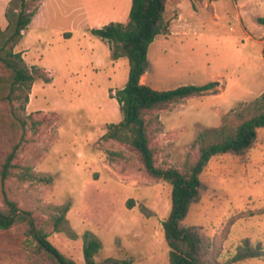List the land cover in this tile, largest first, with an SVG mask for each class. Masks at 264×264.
Instances as JSON below:
<instances>
[{
  "label": "rangeland",
  "instance_id": "374dc122",
  "mask_svg": "<svg viewBox=\"0 0 264 264\" xmlns=\"http://www.w3.org/2000/svg\"><path fill=\"white\" fill-rule=\"evenodd\" d=\"M36 13L16 42L19 0H0V45H14L26 64L50 81L34 83L26 115L38 122L6 188L22 209L46 227L51 242L79 264L89 237L102 242L98 262L113 256L132 264H171L163 222L172 208L170 182L150 176L138 151L109 135L124 118L116 98L129 79L130 61L115 59L108 40L92 28L126 24L129 0H28ZM264 0H172L168 31L150 46L142 82L156 89L215 82L212 90L147 113L157 163L187 171L200 145L222 128L232 130L252 115L248 104L264 92ZM11 105L0 101V170L18 140L9 124ZM29 116V117H30ZM29 166L32 178L21 180ZM202 178L209 189L185 221L203 226L219 250L217 264H230L246 238L264 247V127L246 155L211 158ZM4 206L0 175V208ZM67 207L58 228L54 216ZM238 217L228 236L229 219ZM21 226L0 229V264H28ZM222 240V241H221ZM234 264H264V257Z\"/></svg>",
  "mask_w": 264,
  "mask_h": 264
},
{
  "label": "trees",
  "instance_id": "16d2710c",
  "mask_svg": "<svg viewBox=\"0 0 264 264\" xmlns=\"http://www.w3.org/2000/svg\"><path fill=\"white\" fill-rule=\"evenodd\" d=\"M169 1L172 0H132L130 19L126 24L112 21L104 26L92 28L94 35L110 42L115 59L127 57L130 61L129 79L116 93L124 118L110 125L109 135L133 146L150 176L166 180L173 186L171 212L163 222L165 238L170 247L171 264H217L219 250H216V244L207 236L203 226L187 225L185 221L192 205L199 202L209 189V184L202 178V174L211 158L224 154L246 155L257 143L259 130L264 127V92L245 108L252 115L232 130L226 128L218 130L213 134L212 140L200 145L199 158L187 171L159 165L152 146L147 113L169 104L179 103L190 96L202 95L215 86V82H210L203 85L185 84L161 90L142 82V77L149 69L150 46L158 35L168 31L166 12ZM35 13L29 9L28 0H19L18 11L15 12L16 26L10 36L11 41L17 43L22 38ZM258 22L264 25V16H259ZM38 79L50 81V77L38 66H28L14 45H0V101L11 105L9 124L16 136H19L0 170L4 201V206L0 208V229L21 226L26 235L28 264H79L51 242L46 227L39 226L33 213L22 209L19 203L11 198L6 188L7 180L13 174V169L18 166L16 159L28 141L29 119L33 132L37 131L38 122L32 116L26 115V109L32 87ZM30 178L31 168L26 166L20 179ZM58 209L62 214L54 216L55 228L64 220L68 208ZM256 213H264V208L248 210L245 215L251 216ZM237 219L239 218L236 216L229 219L221 235L222 240L228 236L231 226ZM101 248L102 242L98 238L89 237L84 246V264L133 263L132 259L113 256L98 262L95 255ZM257 257H264L263 245L254 244L246 238L238 245L237 252L229 263L234 264Z\"/></svg>",
  "mask_w": 264,
  "mask_h": 264
},
{
  "label": "crops",
  "instance_id": "0c3cea01",
  "mask_svg": "<svg viewBox=\"0 0 264 264\" xmlns=\"http://www.w3.org/2000/svg\"><path fill=\"white\" fill-rule=\"evenodd\" d=\"M129 5H130V10H131L132 0H129Z\"/></svg>",
  "mask_w": 264,
  "mask_h": 264
}]
</instances>
